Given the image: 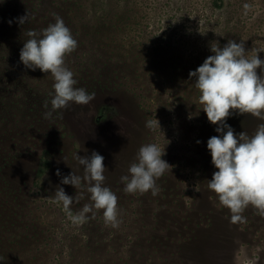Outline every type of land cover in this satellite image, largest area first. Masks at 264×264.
<instances>
[{
  "label": "rangeland",
  "instance_id": "rangeland-1",
  "mask_svg": "<svg viewBox=\"0 0 264 264\" xmlns=\"http://www.w3.org/2000/svg\"><path fill=\"white\" fill-rule=\"evenodd\" d=\"M55 16L78 42L66 67L95 98L46 119L54 79L19 53L26 32ZM229 39L264 59V0H0V264H264V215L249 205L233 223L208 188L217 169L207 140L218 133L188 75ZM155 119L159 127L146 126ZM226 123L251 136L264 120L234 113ZM145 144L165 146L172 171L155 195L130 194L121 177ZM93 150L118 197L116 228L103 210L73 222L87 192L71 213L54 199L57 186L77 194L60 181L83 173L76 152Z\"/></svg>",
  "mask_w": 264,
  "mask_h": 264
},
{
  "label": "clouds",
  "instance_id": "clouds-1",
  "mask_svg": "<svg viewBox=\"0 0 264 264\" xmlns=\"http://www.w3.org/2000/svg\"><path fill=\"white\" fill-rule=\"evenodd\" d=\"M28 20L27 13L17 18L21 26ZM26 35L29 39L20 49V62L27 69L50 73L54 79V97L50 102L51 109L45 112L46 119H51L54 111L68 108L70 103L87 105L95 98L94 93L76 87L74 74L66 67L65 58L78 47V42L61 17L55 16V23L41 32L28 30ZM210 51L213 54L188 74L190 79L195 78L201 109L209 123L216 125L218 133L207 140L211 163L217 169L208 180V188L217 195L220 204L229 209L233 223L243 222L245 217L242 214L249 205L264 215V123L249 136L244 131L235 133L226 120L234 113L250 114L264 120V59L258 56L260 50L249 56L244 41L232 39L222 47L215 42ZM146 126L159 127V123L155 119L154 122L148 121ZM165 154V146L142 145L136 162L129 167L130 175L121 177L124 190L130 194L151 191L155 195L157 180L166 171H172V166L162 159ZM74 159L82 166L83 173L78 175L71 171L62 177L60 183L73 186L78 190L77 194L69 196L64 188L57 186L55 201L62 203L63 208L71 213V205L79 203L87 192L91 203L84 204L72 215L73 222L85 223L89 219L88 213L94 217L95 210H103L105 223L118 227L121 222L118 219V197L104 186V157L93 150L90 156H80L76 152ZM55 174L62 175L59 169Z\"/></svg>",
  "mask_w": 264,
  "mask_h": 264
}]
</instances>
